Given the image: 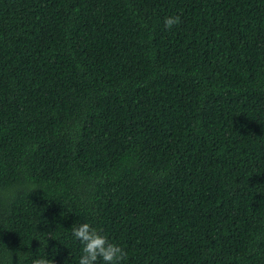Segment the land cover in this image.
<instances>
[{"label":"trees","instance_id":"trees-1","mask_svg":"<svg viewBox=\"0 0 264 264\" xmlns=\"http://www.w3.org/2000/svg\"><path fill=\"white\" fill-rule=\"evenodd\" d=\"M77 220L264 264V0H0V264H77Z\"/></svg>","mask_w":264,"mask_h":264},{"label":"clouds","instance_id":"clouds-1","mask_svg":"<svg viewBox=\"0 0 264 264\" xmlns=\"http://www.w3.org/2000/svg\"><path fill=\"white\" fill-rule=\"evenodd\" d=\"M164 26L168 29L180 23L178 15L164 17ZM70 231L71 237L79 243L77 264H121L126 257L124 248L109 239L100 229L89 222L75 221ZM31 264H55L54 259L38 256L31 259Z\"/></svg>","mask_w":264,"mask_h":264}]
</instances>
